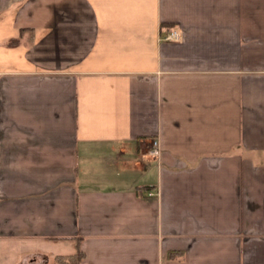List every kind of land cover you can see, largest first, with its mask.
<instances>
[{"label": "crops", "instance_id": "obj_1", "mask_svg": "<svg viewBox=\"0 0 264 264\" xmlns=\"http://www.w3.org/2000/svg\"><path fill=\"white\" fill-rule=\"evenodd\" d=\"M77 252L264 264V0H0V264Z\"/></svg>", "mask_w": 264, "mask_h": 264}, {"label": "built area", "instance_id": "obj_2", "mask_svg": "<svg viewBox=\"0 0 264 264\" xmlns=\"http://www.w3.org/2000/svg\"><path fill=\"white\" fill-rule=\"evenodd\" d=\"M180 38H181V33L178 32L177 30L169 31L164 36V39H166V40H179ZM151 152L153 154H157V150L155 148ZM148 195H150V196L157 195V192L148 191Z\"/></svg>", "mask_w": 264, "mask_h": 264}, {"label": "trees", "instance_id": "obj_3", "mask_svg": "<svg viewBox=\"0 0 264 264\" xmlns=\"http://www.w3.org/2000/svg\"><path fill=\"white\" fill-rule=\"evenodd\" d=\"M81 255L79 252H77L74 256H62V255H56L54 256V259L59 264H71L72 262H75Z\"/></svg>", "mask_w": 264, "mask_h": 264}]
</instances>
